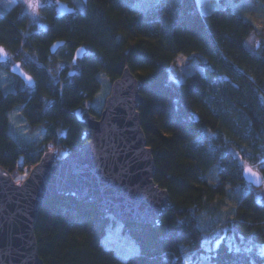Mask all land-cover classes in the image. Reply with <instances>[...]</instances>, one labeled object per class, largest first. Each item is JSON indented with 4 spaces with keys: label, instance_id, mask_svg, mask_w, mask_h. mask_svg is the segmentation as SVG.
Returning a JSON list of instances; mask_svg holds the SVG:
<instances>
[{
    "label": "trees",
    "instance_id": "16d2710c",
    "mask_svg": "<svg viewBox=\"0 0 264 264\" xmlns=\"http://www.w3.org/2000/svg\"><path fill=\"white\" fill-rule=\"evenodd\" d=\"M216 1L207 14L196 0H83L81 9L73 6L60 15L48 5L40 10L46 27L31 23L19 2L0 19V43L17 59L25 52L38 57L24 59L32 86L4 91L0 84V165L16 179L39 162L44 147L60 153L80 147L85 125L69 110L94 100L100 74L113 82L129 66L142 82L139 111L153 150L154 179L172 201L159 227L121 221L140 247L124 261L103 244L118 220L113 214L87 200L52 196L35 221L44 264H198L207 252L203 234L213 224L202 226V213L211 212L216 199L250 185L243 180L242 161L253 167L264 161V44L252 50L246 42L255 24ZM58 39L66 44L52 54L50 45ZM80 45L87 50L77 60L78 72L69 76L65 67L54 78L56 61H73ZM179 54L205 59L183 81L170 76ZM18 107L31 126L43 129L42 143L24 146L12 135L9 113ZM261 173L264 188V168ZM259 200L250 192L238 201L233 222L225 223L232 241L211 249L213 264L261 262Z\"/></svg>",
    "mask_w": 264,
    "mask_h": 264
},
{
    "label": "water",
    "instance_id": "95a60500",
    "mask_svg": "<svg viewBox=\"0 0 264 264\" xmlns=\"http://www.w3.org/2000/svg\"><path fill=\"white\" fill-rule=\"evenodd\" d=\"M58 7L65 13L74 11L61 1ZM65 44V39L53 41L50 52L57 53ZM86 50V46H78L72 62L76 64ZM6 60V49L0 46V61ZM122 70L113 80L99 116L85 104L69 110L85 125L80 147L62 158L53 150L45 151L20 183L0 165V264H44L34 233L35 221L42 205L56 195L87 200L121 221L161 225L162 215L171 207V197L154 179L153 150L139 111L144 100L142 82L129 66ZM10 71L25 85L34 84V77L20 62ZM241 170L243 180L254 187L263 185L260 171L251 165Z\"/></svg>",
    "mask_w": 264,
    "mask_h": 264
},
{
    "label": "rangeland",
    "instance_id": "374dc122",
    "mask_svg": "<svg viewBox=\"0 0 264 264\" xmlns=\"http://www.w3.org/2000/svg\"><path fill=\"white\" fill-rule=\"evenodd\" d=\"M21 2L24 7V12L27 14L30 22L33 24L39 25L40 20L37 19V10H42L43 7L48 5H54L55 10L58 9V1L60 0H0V18L2 15H5L17 2ZM74 7L77 9H81L83 7V0H70ZM198 6L203 14H207L211 11L213 6L217 3L216 0H196ZM227 4L234 7L236 12L240 13L244 17L248 18L253 22L256 26L255 31L249 36L248 45L252 50H255L257 46L264 44V4L263 2L253 3L249 0H241L240 2L232 1V0H224ZM70 4L69 2H67ZM58 15H60L59 10L56 11ZM43 21V20H41ZM43 26L46 27L47 24L43 21ZM9 53V59L6 63H0V84L4 91H8L14 88L15 85H19L24 88L25 84L23 82L18 81L11 73L10 68L16 61V54H14L9 48H7ZM24 59L26 56L28 58H32L38 61V57L34 55H28L27 53H22ZM60 58V55H58ZM203 58H195L190 59L186 55L179 54L177 56V61L173 67H170V76L174 80L183 81L186 79L188 75L195 72L196 70L201 68L200 62H202ZM22 62L24 60L22 59ZM23 65V64H22ZM67 67L68 70H76L78 72L79 66L77 64H73L71 61L64 62L62 60L56 61L54 78L57 79L60 70ZM101 77V88L100 91L96 94L94 100L86 105L93 108L97 112L101 113V110L104 107L105 99L110 93L112 82L109 78L103 74H100ZM10 118V129L12 135L15 137L17 142L21 145H31V144H40L43 141L44 132L43 129L39 126L33 127L31 126L23 114L21 109L18 107L12 110L9 113ZM43 148V147H42ZM53 150L57 153V158H62L69 154L68 150L61 151L55 149ZM46 150V151H47ZM45 152V151H44ZM264 158V157H263ZM264 160V159H263ZM243 167L246 165H251L245 161H242ZM253 167V166H252ZM264 168V161L256 166L253 169H256L261 172V169ZM31 169H25L24 173L18 176L16 181L22 182V179L26 178ZM209 179L214 182L216 181V170H211L209 172ZM251 185V186H250ZM250 185H244L242 188H238L229 192L226 196L222 198L216 199L214 202V209H211V212L202 213L200 221L202 226H206V223L213 224V227H210L209 230L205 229L204 231V246L207 250L206 253L200 256L198 264H213L211 259V249L218 244L221 240H226L228 242L232 241V235L228 231V226H226V222H233L235 216V208L238 201L248 193L254 194V196H258V193H262V198L259 201L264 202V188L263 187H254L251 183ZM217 221H214V220ZM215 223H214V222ZM103 244L112 248L116 255L121 260H126L130 255L138 253L140 251V247L137 242L124 230L123 222L121 220H116L110 228H108V233L103 239ZM259 252L262 254L263 258L259 264H264V244L259 246ZM186 264H191L189 261Z\"/></svg>",
    "mask_w": 264,
    "mask_h": 264
},
{
    "label": "flooded vegetation",
    "instance_id": "af4514ba",
    "mask_svg": "<svg viewBox=\"0 0 264 264\" xmlns=\"http://www.w3.org/2000/svg\"><path fill=\"white\" fill-rule=\"evenodd\" d=\"M60 1H62V0H60ZM60 1H58V2H60ZM63 2H66L67 3V1H63ZM19 3V1L17 2V3H15V5L11 8V9H13L17 4ZM58 7V6H57ZM10 9V10H11ZM57 10H59V8L57 9ZM56 10V11H57ZM38 12H37V14H36V16H37V19L38 20H40L41 19V11L40 10H37ZM59 12H60V14H69V13H65V11L64 12H62L61 10H59ZM4 15H2L1 16V18L3 17ZM0 18V19H1ZM39 24L41 25V26H43V21H41L40 20V22H39ZM44 27V26H43ZM0 46H4L5 47V49H6V47L7 46H5L4 44H2V43H0ZM8 48V47H7ZM21 48H23V45H22V47ZM6 52H7V60L6 61H0V63H6L7 61H8V59H9V53H8V51H7V49H6ZM25 53H27V52H25ZM22 54V53H21ZM28 54V53H27ZM29 55V54H28ZM20 59H17V57L15 58L16 59V61H15V63L16 62H20V64L22 65V67L26 70V68H25V66H24V62H22V59L24 60V57H23V55L22 56H20L19 57ZM10 70V69H9ZM27 71V70H26ZM28 72V71H27ZM68 75L69 76H71V74H70V70H69V72H68ZM17 77H20V76H17ZM21 78V77H20ZM22 79V78H21ZM23 80V79H22Z\"/></svg>",
    "mask_w": 264,
    "mask_h": 264
},
{
    "label": "snow or ice",
    "instance_id": "6c2138e0",
    "mask_svg": "<svg viewBox=\"0 0 264 264\" xmlns=\"http://www.w3.org/2000/svg\"><path fill=\"white\" fill-rule=\"evenodd\" d=\"M17 183H19V181H17Z\"/></svg>",
    "mask_w": 264,
    "mask_h": 264
}]
</instances>
